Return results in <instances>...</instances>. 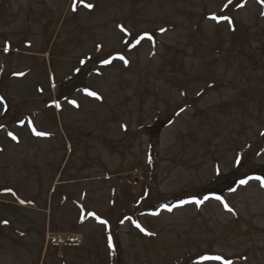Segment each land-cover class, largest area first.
Masks as SVG:
<instances>
[{"label":"rangeland","instance_id":"374dc122","mask_svg":"<svg viewBox=\"0 0 264 264\" xmlns=\"http://www.w3.org/2000/svg\"><path fill=\"white\" fill-rule=\"evenodd\" d=\"M84 2L94 7L0 0V49L35 54L34 122L48 133L31 138L22 115L1 120L0 103V264H264V187L238 184L264 177V5ZM223 14L232 24L210 19ZM8 61L16 72L32 63ZM81 68L84 89L69 90ZM32 86L10 84L5 117Z\"/></svg>","mask_w":264,"mask_h":264},{"label":"flooded vegetation","instance_id":"af4514ba","mask_svg":"<svg viewBox=\"0 0 264 264\" xmlns=\"http://www.w3.org/2000/svg\"><path fill=\"white\" fill-rule=\"evenodd\" d=\"M31 44L28 42H25L22 45V48L26 47V48H30ZM8 48L7 51H5V48ZM5 48L0 49V51L2 52V58H4V60H6L7 66H8V71H7V77L3 80V78H1L0 82V97H3V103H1V105L3 106V111H4V115L2 116L1 120H6V121H12L14 118H18L19 115H22L21 118V125L22 126H26L28 127L26 129V131L28 130V134L31 138L35 139V135L32 131L33 127L39 131V127L36 126L35 122H34V115H36L35 112V103H39L41 98L40 96L43 95L42 92L40 93V86L37 82V79L34 77L35 74V62L33 57L35 56V54H31V53H25V52H21L19 49H14V48H10L9 46H5ZM21 55V56H20ZM22 59H27V60H32L31 65H29L26 69H24V71H15V70H11L10 71V61L8 60H22ZM3 60V59H2ZM85 65V64H83ZM1 71L5 70V66L2 65L1 66ZM19 73H23V75H19ZM83 73H85V71L83 70V68H81L80 70H76V72L73 71V76L71 77L70 80V84H69V90H72L75 84H79L81 83V85H76V88L73 89L72 91L78 92L79 90H83L85 87V84L83 83L84 78H82L79 82L76 81V79L83 77ZM86 77V76H85ZM26 80H29L32 82V87L28 88V94L25 95L24 97H22V99L17 100V102H13V105H16L17 103L20 104V106H18L16 112L13 114V116L9 117H5L6 114L10 111V101L7 98V93L10 92V84L12 86V83L14 81L16 82H21L24 83ZM75 83V84H74ZM3 85H5V88H2ZM14 87V85H13ZM16 87V86H15ZM22 88V87H20ZM8 89V90H6ZM32 92V93H31ZM71 95L73 93H70ZM43 104H45V102H43ZM25 106H31L32 111H29L26 109ZM50 108V104L46 105L44 110L49 109ZM16 109V108H15ZM14 109V110H15ZM43 112V111H42ZM12 115V114H11ZM21 117V116H20ZM11 129H9L10 131ZM7 132V137L9 136L10 132ZM20 136L18 133H16V137L20 139Z\"/></svg>","mask_w":264,"mask_h":264},{"label":"snow or ice","instance_id":"6c2138e0","mask_svg":"<svg viewBox=\"0 0 264 264\" xmlns=\"http://www.w3.org/2000/svg\"><path fill=\"white\" fill-rule=\"evenodd\" d=\"M79 2L82 3L83 6L85 8H87V9H92L94 7L93 4H91V3H85L84 0H79ZM245 2H246V0H245ZM258 2L261 3L262 5H264V0H258ZM232 4H233V0H227V3L224 4V8L227 9ZM236 6L243 7L244 5L243 4H237ZM75 10H76V5L73 4V11H75ZM210 19L213 20V21H216V22L227 21L229 24H232L231 18L228 15H226V14H223V15H220V16L212 15L210 17ZM121 31H125V29L121 28ZM143 38L144 37H140V39H137L136 40V44H139L140 43V40L143 39ZM148 38L151 39L150 36ZM7 50H8V48L6 47L5 48V51H7ZM119 59L122 60L125 64L128 63V61L122 55L119 56ZM111 62L112 61L110 59H105L103 61L104 64H109ZM81 63H83V61H81ZM19 75H23V73H19ZM85 91L87 92V95L93 96V97H96L97 99H99V97L97 96V93L92 92V91H87V90H85ZM0 103H3V97H0ZM69 103H71L73 105H76L77 104V102L75 100H71V101H69ZM55 106L56 107H59L60 105H59L58 102H56ZM32 131L37 136H46V135H48V133H46V132L37 131L34 127H33ZM9 135L12 136V139L13 140H16L17 139L15 135H12L11 133H9ZM236 163L237 164L240 163L239 158H237ZM216 171H217V174H219V168H217ZM251 179H255V180L259 181L260 182V186L261 187H264V177H259V176H257V177H248L246 179H240L238 181V184L239 185H247L249 183V180H251ZM6 191L12 192V189H6ZM230 191H233L234 192V191H236V189L235 188H232V189H230ZM12 194L15 195L14 192H12ZM209 198L210 197L205 196L203 200L196 199V198H192L191 200H181L180 201V205H184V204H187V203H193L196 206H200L201 204L204 203L205 200H208ZM211 198L220 201L223 204L224 208L227 209V211L233 212V209L231 207H229V205L223 200V198L221 196H214V197H211ZM20 203L21 204H24L25 201L24 200H20ZM177 206H179V205H177ZM164 207L166 208L167 211H169V212L172 211V207H169V206H164ZM87 215L88 216H93L101 224L107 225V223H108V221L102 220V219H100L99 216H96V214L94 212H89V213H87ZM152 215H157V213H152ZM127 219L131 221V217H127ZM121 222H123V221H121ZM3 223L7 224L8 221H3ZM132 223H134L135 224V227L138 228L141 232H145L147 235H154V233L146 232V230L139 223H137L135 221H132ZM109 246L111 247V237H109ZM203 259L204 260L223 261V264H232V262L229 261V260H223V258L221 256H211V257L205 256V257H203Z\"/></svg>","mask_w":264,"mask_h":264},{"label":"bare ground","instance_id":"6f19581e","mask_svg":"<svg viewBox=\"0 0 264 264\" xmlns=\"http://www.w3.org/2000/svg\"><path fill=\"white\" fill-rule=\"evenodd\" d=\"M57 240H58V243L63 245L62 242H67V241L68 242H76V241H79L80 240V236L73 235L71 237H66V236L60 235Z\"/></svg>","mask_w":264,"mask_h":264}]
</instances>
